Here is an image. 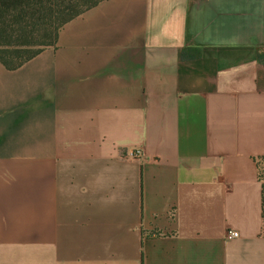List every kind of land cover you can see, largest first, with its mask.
Instances as JSON below:
<instances>
[{"label":"crops","instance_id":"0c3cea01","mask_svg":"<svg viewBox=\"0 0 264 264\" xmlns=\"http://www.w3.org/2000/svg\"><path fill=\"white\" fill-rule=\"evenodd\" d=\"M261 156L264 0H103L0 63V264H264Z\"/></svg>","mask_w":264,"mask_h":264},{"label":"trees","instance_id":"16d2710c","mask_svg":"<svg viewBox=\"0 0 264 264\" xmlns=\"http://www.w3.org/2000/svg\"><path fill=\"white\" fill-rule=\"evenodd\" d=\"M103 0H0V63L15 70L54 47L60 28ZM261 184L264 234V156L254 158Z\"/></svg>","mask_w":264,"mask_h":264},{"label":"built area","instance_id":"2783aa9c","mask_svg":"<svg viewBox=\"0 0 264 264\" xmlns=\"http://www.w3.org/2000/svg\"><path fill=\"white\" fill-rule=\"evenodd\" d=\"M131 155H133V154H131ZM237 236H238V233L236 231H227L225 234L226 239L236 238Z\"/></svg>","mask_w":264,"mask_h":264}]
</instances>
